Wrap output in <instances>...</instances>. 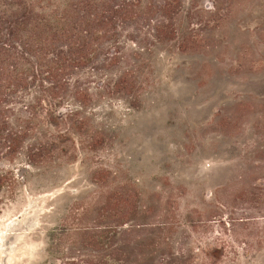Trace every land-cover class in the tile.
I'll use <instances>...</instances> for the list:
<instances>
[{
	"label": "rangeland",
	"instance_id": "1",
	"mask_svg": "<svg viewBox=\"0 0 264 264\" xmlns=\"http://www.w3.org/2000/svg\"><path fill=\"white\" fill-rule=\"evenodd\" d=\"M65 1L0 0V14ZM181 6L176 39H120L135 66L113 70H134L141 101L98 94L104 76L92 79L82 114L101 145L46 170L24 148L0 156V264L96 260L79 229L93 224L100 193L123 183L151 208L147 221L177 217L174 249L195 241L217 264H264V0H231L218 18L211 0ZM251 186L252 200L238 198Z\"/></svg>",
	"mask_w": 264,
	"mask_h": 264
},
{
	"label": "trees",
	"instance_id": "2",
	"mask_svg": "<svg viewBox=\"0 0 264 264\" xmlns=\"http://www.w3.org/2000/svg\"><path fill=\"white\" fill-rule=\"evenodd\" d=\"M230 1L211 0L208 12L218 18ZM181 7V0H66L61 7L21 4L2 12L0 156L11 158L24 148L28 163L46 170L75 159L67 156L71 149L101 145L102 133L89 128L82 114L91 101L92 79L98 72L104 76L98 94L128 107L141 101L134 70H113L135 66L125 59L120 39L134 43L136 36H152L156 46L176 39L180 30L172 22ZM132 188L129 183L108 188L95 211L85 209L95 214L80 235L98 256L65 264H217L207 257L209 250H201L205 257L200 258L195 241L174 249L170 235L177 217L162 213L147 221L151 208L141 200L132 203ZM258 188L239 191L238 198L252 200ZM203 222L186 223L195 228Z\"/></svg>",
	"mask_w": 264,
	"mask_h": 264
}]
</instances>
